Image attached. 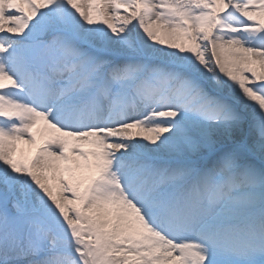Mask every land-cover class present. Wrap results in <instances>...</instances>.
I'll use <instances>...</instances> for the list:
<instances>
[{
    "label": "snow or ice",
    "instance_id": "6c2138e0",
    "mask_svg": "<svg viewBox=\"0 0 264 264\" xmlns=\"http://www.w3.org/2000/svg\"><path fill=\"white\" fill-rule=\"evenodd\" d=\"M0 264H264V0H0Z\"/></svg>",
    "mask_w": 264,
    "mask_h": 264
}]
</instances>
